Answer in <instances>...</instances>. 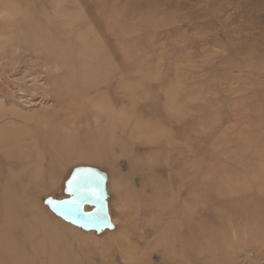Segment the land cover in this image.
<instances>
[{"label":"rangeland","instance_id":"1","mask_svg":"<svg viewBox=\"0 0 264 264\" xmlns=\"http://www.w3.org/2000/svg\"><path fill=\"white\" fill-rule=\"evenodd\" d=\"M0 13L60 49L0 59V130L44 146L40 196L70 264H264V0H0ZM59 93H82L87 131L59 126L75 121ZM85 168L107 179L100 234L46 204Z\"/></svg>","mask_w":264,"mask_h":264},{"label":"bare ground","instance_id":"2","mask_svg":"<svg viewBox=\"0 0 264 264\" xmlns=\"http://www.w3.org/2000/svg\"><path fill=\"white\" fill-rule=\"evenodd\" d=\"M73 9L75 8L73 7ZM74 12L76 11L74 10ZM1 15L0 18H3ZM50 15L53 16L51 12ZM9 16L12 17L11 14ZM75 16L80 18L77 15ZM53 18L54 17H52V19ZM5 19L6 16L2 24L5 22L7 23V19ZM64 23L65 22H63V24ZM6 25L7 24H4L0 27V45L8 47L6 51L0 49L1 60L21 62L23 58H29L30 55L27 54L29 52L23 50V47L42 50L43 54L50 56L56 54V52L61 54L60 51H58L59 47L54 36L32 31L34 28L33 21L28 22L22 27H18L15 24ZM94 45H96V42ZM89 50L91 55V51L93 50ZM84 55L85 53L83 56ZM84 57L86 58V56ZM46 58L48 59V57ZM93 60L91 62H93ZM83 64L86 63L83 62L82 66H84ZM52 67L54 75L56 72H62L63 70V67L59 65L56 60ZM66 71L70 73V69ZM83 71L81 73L85 72ZM81 73V76L87 74L84 73V75H82ZM87 76L88 74L86 77ZM84 79H86L85 76ZM84 79L82 78L83 82ZM88 79L90 80V78ZM91 81L93 82L94 80L91 79ZM90 83L91 82H89V84ZM83 84H85V82ZM59 94L65 95L67 104H71V107H65L64 113L75 119V121H72L71 119L68 120L67 118L64 119L61 117V119L65 121L60 122L61 125L59 124V126L66 130L73 128L79 131V126L82 125L84 128L83 130H86L87 125L83 124L85 121L83 118L78 121L77 114L79 112L77 113V111L73 110L77 103H72V100L77 102V100L73 98L82 93ZM88 114L87 119L91 120V118L94 117V113L88 112ZM4 116L5 115H0V118ZM112 121L114 122L115 119ZM112 121H110V123ZM75 122L77 123L73 126L72 124ZM103 125L107 126V124ZM111 126L112 125H110V128ZM105 127L103 126V128ZM94 130H96V133H100V136L103 133L101 131V125H97ZM110 131L108 133H110ZM34 136L35 135L31 134L30 131H25V127H21L20 129L0 130V264H70V259H68L65 249L61 254L58 252L59 248L66 244V235L64 236V230L62 231V229L67 230V228L60 224V222L51 216L43 207L44 198L47 195L40 196L41 186L38 179L40 177V169L42 168V159L39 157V154L40 149L44 146L37 142ZM113 137L115 138V135Z\"/></svg>","mask_w":264,"mask_h":264},{"label":"water","instance_id":"3","mask_svg":"<svg viewBox=\"0 0 264 264\" xmlns=\"http://www.w3.org/2000/svg\"><path fill=\"white\" fill-rule=\"evenodd\" d=\"M77 173H89L94 175L98 184L94 185L91 189L85 190L86 198H80L79 194L77 196L70 195L69 193V182L66 185V195L67 198L57 200L49 199L46 201L49 209L59 218L65 222L74 225L87 232L102 233L106 230L113 228L109 208H108V195L106 190L107 179L103 174H100L94 169H80ZM71 177L70 181L72 180ZM96 191L99 194V202L96 201L94 197L91 196V192ZM76 200L79 204V209L77 210L75 205L64 204L65 201ZM86 208L90 210L86 211Z\"/></svg>","mask_w":264,"mask_h":264},{"label":"snow or ice","instance_id":"4","mask_svg":"<svg viewBox=\"0 0 264 264\" xmlns=\"http://www.w3.org/2000/svg\"><path fill=\"white\" fill-rule=\"evenodd\" d=\"M98 184L97 178L89 173H77L73 176L72 180L69 181V193L70 195L77 196L79 194L80 198H86L85 190L91 189L94 185ZM91 196L99 202V194L96 191L91 192ZM64 204L75 205L77 210L79 209V204L76 200L65 201Z\"/></svg>","mask_w":264,"mask_h":264}]
</instances>
